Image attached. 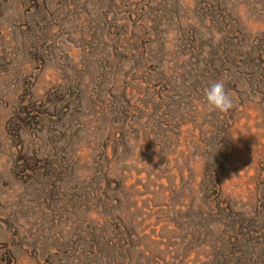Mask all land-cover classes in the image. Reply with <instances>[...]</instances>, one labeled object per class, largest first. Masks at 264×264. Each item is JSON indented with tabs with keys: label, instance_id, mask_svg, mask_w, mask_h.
Here are the masks:
<instances>
[{
	"label": "rangeland",
	"instance_id": "1",
	"mask_svg": "<svg viewBox=\"0 0 264 264\" xmlns=\"http://www.w3.org/2000/svg\"><path fill=\"white\" fill-rule=\"evenodd\" d=\"M0 264H264V0H0Z\"/></svg>",
	"mask_w": 264,
	"mask_h": 264
},
{
	"label": "clouds",
	"instance_id": "2",
	"mask_svg": "<svg viewBox=\"0 0 264 264\" xmlns=\"http://www.w3.org/2000/svg\"><path fill=\"white\" fill-rule=\"evenodd\" d=\"M206 104L209 112L226 114L234 107V101L225 88L224 81L212 82L205 89Z\"/></svg>",
	"mask_w": 264,
	"mask_h": 264
}]
</instances>
